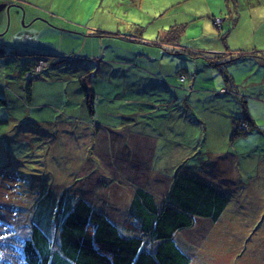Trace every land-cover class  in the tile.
I'll list each match as a JSON object with an SVG mask.
<instances>
[{
    "label": "rangeland",
    "instance_id": "1",
    "mask_svg": "<svg viewBox=\"0 0 264 264\" xmlns=\"http://www.w3.org/2000/svg\"><path fill=\"white\" fill-rule=\"evenodd\" d=\"M35 59L50 65L45 79L26 76ZM180 65L191 87L179 83L169 102L174 83L160 68ZM88 71L93 114L78 81ZM0 96V210L10 217L32 212L48 186L123 222L117 191L138 183L161 195L183 162L233 192L221 224L182 234L191 264H264V0H0ZM116 131L139 140L141 163L101 149ZM148 143L152 163L141 156Z\"/></svg>",
    "mask_w": 264,
    "mask_h": 264
},
{
    "label": "trees",
    "instance_id": "2",
    "mask_svg": "<svg viewBox=\"0 0 264 264\" xmlns=\"http://www.w3.org/2000/svg\"><path fill=\"white\" fill-rule=\"evenodd\" d=\"M206 57L216 64L213 57ZM37 61L28 63L25 74L45 79L50 65L39 70ZM91 74L86 72L78 81L93 114L96 92L90 85ZM54 75V80L63 78L59 73ZM31 95L28 88L29 99ZM249 122L250 131L253 122ZM7 124L8 119H0V125ZM101 124L94 125L100 130ZM174 177L176 180L169 179L161 195L151 186L138 183L130 184L133 192L129 196H124L122 189L117 191L126 200L119 205L123 222L84 194L47 186L46 192H50L32 212L22 208L19 216L10 217L0 210V264H191L196 253L189 250L194 244L181 241L182 234L199 223L213 227L221 224L232 191L199 173L184 172ZM121 185L116 187L125 188Z\"/></svg>",
    "mask_w": 264,
    "mask_h": 264
},
{
    "label": "crops",
    "instance_id": "3",
    "mask_svg": "<svg viewBox=\"0 0 264 264\" xmlns=\"http://www.w3.org/2000/svg\"><path fill=\"white\" fill-rule=\"evenodd\" d=\"M160 69H161V72H163L164 74H167V77L169 75L170 80L174 83V84H171V85H169V86L166 87L171 92V95L168 98L165 97L166 99H169V102H171L174 99H178L179 98L178 97V94H177V89H176L179 83L180 84L183 83V86L182 87H184V88L191 87V85L189 84V81H188L189 80L188 79V76L185 74L186 73L185 72V69H187L186 67H184L182 65H180L178 67L176 66V67H174L173 71L172 70H169V69L164 70L163 68H160ZM183 74L186 75V78L184 80L181 79V77L183 76ZM57 80H63V78L62 79H57ZM184 81H186V82H184ZM58 82H60V81H58ZM193 84H195V81H194ZM193 84H192V86H193ZM219 94H224V93L219 92ZM121 122H122V120H120V118H117V119H115L113 121V123L116 124V125H120ZM104 125L112 126V125L105 124V123H104ZM84 129L88 130V132L86 133L88 136H90V134H92L91 127L90 128L89 127H84ZM105 131L106 130L103 131V128L100 129V130L96 128V131L95 132H96V134H98V133L101 132L100 137L103 138V135L102 134H103V132L105 133ZM133 138L137 142H133L132 139H130V142H128L126 137H123L119 132H117V135L116 136H114L113 134H110L109 135V138H108V141H111V140L116 141L113 145L111 143H109V142H108V144H106L102 140L100 147H101L102 150H107L108 151L110 147H113L114 148V146H118L119 149L123 152L125 162H128V159L133 161L134 158L130 156L132 154L135 155V157H137L138 159H140L139 153H138V151L136 149L137 145H140L138 143L139 140L137 138H135V137H133ZM87 141H90V139H88ZM123 149H124V151H123ZM143 153L150 154L151 155V159L149 161L150 163H152L154 161V159L158 156V151H156L154 153V145L153 144H149V143L148 144H145L143 146L142 151H141V156H144ZM182 161H184V160H182ZM140 163H141V159H140ZM182 164H183V162L178 163L176 165V170L178 168H179V170H178V172L175 175L182 174L184 172L185 173L186 172H190V171L183 170L181 168V165ZM218 185L220 187H223L222 186L223 185L222 182H221V184H218Z\"/></svg>",
    "mask_w": 264,
    "mask_h": 264
},
{
    "label": "bare ground",
    "instance_id": "4",
    "mask_svg": "<svg viewBox=\"0 0 264 264\" xmlns=\"http://www.w3.org/2000/svg\"><path fill=\"white\" fill-rule=\"evenodd\" d=\"M216 20H220V18H214V21L216 22ZM71 55H68V57H70ZM186 74V73H185ZM183 74V76L181 77L182 80H184L186 78V75ZM186 82V81H184Z\"/></svg>",
    "mask_w": 264,
    "mask_h": 264
},
{
    "label": "built area",
    "instance_id": "5",
    "mask_svg": "<svg viewBox=\"0 0 264 264\" xmlns=\"http://www.w3.org/2000/svg\"><path fill=\"white\" fill-rule=\"evenodd\" d=\"M37 69H39V67Z\"/></svg>",
    "mask_w": 264,
    "mask_h": 264
}]
</instances>
